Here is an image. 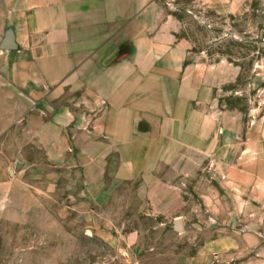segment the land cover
Wrapping results in <instances>:
<instances>
[{
  "label": "rangeland",
  "instance_id": "1",
  "mask_svg": "<svg viewBox=\"0 0 264 264\" xmlns=\"http://www.w3.org/2000/svg\"><path fill=\"white\" fill-rule=\"evenodd\" d=\"M163 7L174 39L189 45L186 65H205L202 82L184 83L209 96L198 138L170 127L149 148L167 162L136 163L111 195L67 206L45 181L19 178L17 149L0 141V264H264V161L240 162L264 160V6L231 18L193 0Z\"/></svg>",
  "mask_w": 264,
  "mask_h": 264
},
{
  "label": "crops",
  "instance_id": "2",
  "mask_svg": "<svg viewBox=\"0 0 264 264\" xmlns=\"http://www.w3.org/2000/svg\"><path fill=\"white\" fill-rule=\"evenodd\" d=\"M193 2L223 18L264 6ZM170 19L163 0H0V45L8 34L16 45L0 49V141L17 149L19 178L45 181L67 206L70 197L111 195L112 181L135 178L136 163L150 171L167 162L149 148L170 127L198 138L209 96L184 83L202 82L205 65L199 57L186 65L189 45L174 39Z\"/></svg>",
  "mask_w": 264,
  "mask_h": 264
},
{
  "label": "water",
  "instance_id": "3",
  "mask_svg": "<svg viewBox=\"0 0 264 264\" xmlns=\"http://www.w3.org/2000/svg\"><path fill=\"white\" fill-rule=\"evenodd\" d=\"M16 45L13 41V38L10 34H8L6 36V38L4 39V41L2 42V44L0 45V49L1 50H12L15 49ZM174 229L177 232H182L184 227H183V220L181 218H178L175 220L174 222Z\"/></svg>",
  "mask_w": 264,
  "mask_h": 264
}]
</instances>
